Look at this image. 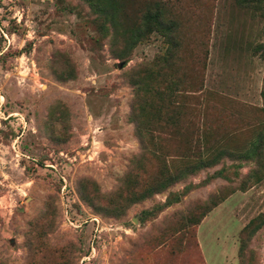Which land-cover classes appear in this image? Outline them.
I'll use <instances>...</instances> for the list:
<instances>
[{"label": "rangeland", "instance_id": "obj_1", "mask_svg": "<svg viewBox=\"0 0 264 264\" xmlns=\"http://www.w3.org/2000/svg\"><path fill=\"white\" fill-rule=\"evenodd\" d=\"M67 209L83 264H264V0H0V264H82Z\"/></svg>", "mask_w": 264, "mask_h": 264}, {"label": "built area", "instance_id": "obj_2", "mask_svg": "<svg viewBox=\"0 0 264 264\" xmlns=\"http://www.w3.org/2000/svg\"><path fill=\"white\" fill-rule=\"evenodd\" d=\"M9 117H12V116H9ZM68 201H70L69 197H68ZM80 218H81V216H80ZM89 218H90V220L85 221L86 219H89ZM89 218H84L82 221H80L79 219H75V217L72 216V214L70 213V211L68 209L66 210V213H65V223H68L69 225L75 226V230L80 229V227H81V229L84 227L83 224L80 227H78V222H80V223L84 222L86 224L92 223L94 225V227H96L94 230L95 235L92 238H90V240H89V252L81 260L82 264L90 262L91 260H94L97 257L98 248L96 247V243L101 238L100 233L104 230L103 227L101 226L100 220L98 218H96V217H89Z\"/></svg>", "mask_w": 264, "mask_h": 264}, {"label": "trees", "instance_id": "obj_3", "mask_svg": "<svg viewBox=\"0 0 264 264\" xmlns=\"http://www.w3.org/2000/svg\"><path fill=\"white\" fill-rule=\"evenodd\" d=\"M105 12H106L105 9L99 10V13H105ZM160 17H161L160 14H149L145 16L144 18L145 23H142L140 26H138L136 28V31L132 34L131 43L136 44L137 42H139V40L146 35V31L149 23L152 22L153 20L159 21Z\"/></svg>", "mask_w": 264, "mask_h": 264}]
</instances>
